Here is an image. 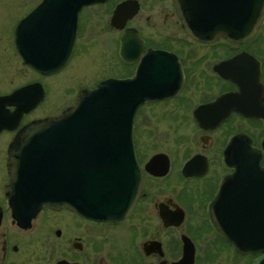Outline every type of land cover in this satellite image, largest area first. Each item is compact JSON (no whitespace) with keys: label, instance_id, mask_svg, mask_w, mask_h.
Masks as SVG:
<instances>
[{"label":"flooded vegetation","instance_id":"obj_1","mask_svg":"<svg viewBox=\"0 0 264 264\" xmlns=\"http://www.w3.org/2000/svg\"><path fill=\"white\" fill-rule=\"evenodd\" d=\"M121 5L114 25L113 17ZM98 13L109 16L113 58L125 75L115 72L93 86L72 84V103L55 115L33 118L47 100L48 89L42 83L44 101L24 113L16 124L10 122L15 127L0 132V264H183L192 254L194 264H200L203 259L205 263L217 262L226 248L257 264L259 254H239L218 232L211 207L224 184L229 193L236 186L226 184V180L246 161L248 146L259 154L264 168V21L244 42L225 38L205 42L184 31L174 0H102L81 10L74 48L63 69L52 76L36 73L39 77L51 78L69 69L80 39L89 33L86 19ZM155 18L176 30L160 33L165 42L159 41V33L149 36L134 25L143 20L154 27ZM128 31L137 34L141 48L132 36L124 58L123 37ZM150 38L157 40L151 42ZM147 60L154 68L148 71L152 83L165 75L164 84L174 90L168 98L143 105L135 116L133 149L144 182L131 207L113 220L69 206H45L34 215L14 207L8 192L10 149L22 129L77 106L79 94L95 89L102 81L135 78L140 64ZM163 66L170 72L163 74L159 70ZM7 109V114H12L16 106ZM148 110L161 114L159 123L164 127H149L154 113L148 114ZM160 132L166 136L175 133L178 148L141 149L140 133L157 139ZM153 159L157 160L155 172L147 170ZM257 211L259 221V207ZM218 246L222 250L209 259L207 250Z\"/></svg>","mask_w":264,"mask_h":264},{"label":"water","instance_id":"obj_2","mask_svg":"<svg viewBox=\"0 0 264 264\" xmlns=\"http://www.w3.org/2000/svg\"><path fill=\"white\" fill-rule=\"evenodd\" d=\"M101 1L44 0L15 30L16 49L24 64L43 75L58 72L71 55L81 9ZM174 3L183 29L199 41L223 37L241 43L264 21V0ZM132 36L140 47L137 34L128 31L123 37L124 57ZM146 62L134 79L103 81L97 89L81 92L77 107L33 122L18 134L9 159L8 192L14 207L34 215L45 206H69L106 220L131 207L144 182L133 149L135 115L142 105L170 96L171 89L164 84L165 75L152 83L148 71L154 68ZM160 69L163 74L170 72L166 66ZM43 98V86L38 83L0 97V132L15 127L10 122L16 124ZM7 106L17 109L7 114ZM75 138L80 139L75 142ZM247 149L246 161L226 180L236 186L229 193L224 185L211 214L219 233L238 253L262 254L258 264H264V168L259 154ZM156 162L153 159L147 170L155 172ZM187 264H193V254Z\"/></svg>","mask_w":264,"mask_h":264},{"label":"rangeland","instance_id":"obj_3","mask_svg":"<svg viewBox=\"0 0 264 264\" xmlns=\"http://www.w3.org/2000/svg\"><path fill=\"white\" fill-rule=\"evenodd\" d=\"M38 1L0 0V94H10L21 86L34 81H40L46 84L48 89L47 100L38 114L34 113L31 116L33 118H38L43 115H55L64 106L72 103L70 95V92L73 91L72 84L93 86L95 81L115 72H120V75H125L121 67L119 65L116 66L113 58L114 36L112 35L113 31L111 32L110 29L109 16L101 15V13L93 14L91 18L86 19L90 23L88 25L89 33L80 39L79 45L81 46L69 69L62 71L54 77L43 79L25 67L14 50L13 35L20 18ZM149 14L150 11L146 15ZM134 25L140 27L149 36L153 35V37H157L158 33L160 34L165 30L167 32L176 31L174 26L165 27L161 19H156L154 27L145 24L143 20L136 22ZM163 36L161 34L158 36V38H161L159 39L160 42L162 40L165 42L166 39H163ZM151 40V42H156L157 39ZM69 87L71 88L69 89ZM148 111V114L151 113L153 115L154 111ZM157 115L154 113L149 127H159V125L161 128L164 127V125L159 123L161 122V114ZM140 134V146L143 150L154 152L155 147H162L163 145H165L164 148L166 150H176L178 148L175 133L166 136V134L160 132L158 137H156L157 139L152 138L147 133ZM180 149H182V146H180ZM216 249L207 250V257L209 259H213L222 250L220 246ZM216 259L217 262L209 263H205V259H203L200 264H252L250 258L238 256L228 248L221 254V258L217 257Z\"/></svg>","mask_w":264,"mask_h":264}]
</instances>
